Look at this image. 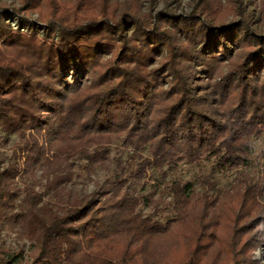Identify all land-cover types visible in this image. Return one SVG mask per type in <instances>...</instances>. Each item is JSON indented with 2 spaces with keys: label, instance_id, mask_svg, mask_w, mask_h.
<instances>
[{
  "label": "trees",
  "instance_id": "trees-1",
  "mask_svg": "<svg viewBox=\"0 0 264 264\" xmlns=\"http://www.w3.org/2000/svg\"><path fill=\"white\" fill-rule=\"evenodd\" d=\"M22 5L35 8L28 0ZM156 14L160 16L157 21L147 23L128 12L113 20L106 15L85 17L52 9L34 22L19 15L18 10L0 7V49L23 52L16 58L0 52V133L25 138L27 132L42 131L48 138L45 143L50 145L57 136L79 133L90 136L87 143L94 138L91 135L126 130L127 138L143 144L150 141L157 151L164 147L163 159L169 164L179 159L212 158L218 170L247 167L249 138L260 134L258 128L252 131L251 127L264 124V78L259 83L254 79L264 69V36L251 32L242 21L218 24L207 13L200 15L196 10L181 18L164 11ZM12 20L14 28L6 23ZM165 23L172 29L166 30ZM177 37H184L195 47L181 49L179 56L189 63L200 62L204 69L228 57L238 45L247 44L245 57L222 78L218 89L223 92L232 85L244 92L232 122L238 123V129L247 125V130L241 128L244 130L239 132L241 129L229 127L227 121L213 120L211 111L200 101L201 96L197 101L179 74L175 78L181 82L171 87L176 90L171 96L176 97L155 123L148 121L154 86L163 78L160 70L163 63L150 73L141 68L153 64L163 50H172V38ZM115 46L120 51L118 64L106 67L95 84L84 90L83 76L92 70L100 55ZM169 70L175 74L174 68H167L166 73ZM71 94L75 95L71 98ZM247 106L252 114L244 118ZM27 137L31 145L26 149L24 161L0 168V227L16 228L20 238L35 245L34 262L95 264L96 258L88 261L90 250L119 236L130 244L187 223L190 228L181 236L187 241L193 239L197 226L210 230L216 227L211 220L206 225L202 222L203 214L209 210L195 209L205 198L190 195L193 191L190 183L173 184L170 188V216L165 220L140 215L136 211L139 201L147 206L152 203L151 196L128 195L125 190L120 195L116 181L92 195L75 198L65 195L67 179L61 167L45 175L49 184L44 187L54 202L45 201L33 192L30 187L33 185L20 187L14 180L19 175L33 177L44 165L48 170L53 159H58L53 155L48 162L44 148L29 134ZM237 175L243 195L231 196L229 208L235 204L237 210L225 218V223L231 226L232 240H229L230 253H226L232 264L237 255L240 257L234 264H250L249 258L243 256L245 250L252 249L253 242L264 246V180H252L245 174L240 176V172ZM228 197L224 195L225 201ZM241 209H245V217L235 214ZM242 218L245 220L239 224ZM249 232L247 241L238 246L237 237ZM0 264L10 262L0 260Z\"/></svg>",
  "mask_w": 264,
  "mask_h": 264
},
{
  "label": "rangeland",
  "instance_id": "rangeland-1",
  "mask_svg": "<svg viewBox=\"0 0 264 264\" xmlns=\"http://www.w3.org/2000/svg\"><path fill=\"white\" fill-rule=\"evenodd\" d=\"M23 2L24 0H0V7L18 10L19 15L34 22L39 15L52 9L61 10V13L67 15L73 13L96 18L106 15L113 20L128 12L147 23L151 20L155 23L160 17L156 14L159 11L181 18L196 10L200 15L201 12L207 13L209 18L218 24L242 21L251 32L260 37L264 36V0H28V3L35 5L32 9L23 6ZM6 23L12 28L15 27L13 20ZM163 27L166 30L172 29L168 23ZM171 47L172 50H163L161 56L153 60V64L141 68L150 73L163 63L160 68L163 78L154 86L155 96L148 121L155 123L164 114L171 99L176 97L171 96L172 92L176 91L171 87L181 82V79L175 78V75L179 74L188 91L197 97V101L201 96L200 101L211 111L213 120H219L220 123L227 121L229 127L238 129L236 127L238 123L232 121L237 115L236 108L239 107L244 92L238 86L232 85L226 87L223 92H218V89L222 78L245 57L247 44L242 43L233 48L228 57L214 64L210 63L206 69L200 62L189 63L179 56L178 52L181 49H195L191 41L185 40L184 37L172 38ZM1 49L0 52L4 56L16 58L23 55L22 51L15 48ZM119 53L118 47L115 46L107 54L100 55L92 70L83 76L82 88L87 90L85 88L94 85L96 77L103 73L106 67L111 64L117 65ZM167 68H174L175 74L172 70L166 73ZM262 78L264 69L255 76V83H259ZM74 95L71 94L70 97ZM251 114L249 106L245 107L243 117ZM253 127L252 131L258 128L260 134L256 138L253 135L248 137L251 146L250 164L244 168L239 166L218 170L212 158L198 161L179 159L172 160L169 164L163 159L166 155L164 147L157 151L150 141L143 144L142 141L136 142L135 138H127L126 130L91 135L94 138H90L87 143L86 138L90 136L83 137L79 133L71 137L57 136L50 145L46 144L48 138L42 131L27 132L25 138L0 133V168L7 167L13 162L21 164L24 161L26 149L31 145V140L27 137L29 134L36 140L38 146L44 148L48 162L52 161L50 157L53 158V155L58 159H53L54 161L47 167L48 170H45V165L44 169L37 170L33 177L23 175L16 177L14 180L18 186L33 185L30 187L36 195H40L45 201L54 202L44 187L49 184L45 175L47 171L61 167L65 169L64 178L67 179L65 195H71L72 198L92 195L98 189H106L116 181V186L121 188L120 195L124 194V190L128 195H150L152 203L144 206L139 201L136 211L155 220H165L170 216L168 195L173 184L190 183L193 189L190 195H197L199 199L205 198L199 201L195 209L209 210V213L203 214L202 222L206 225L208 220H211V223L216 225L214 230L197 226L195 236L187 241L182 238L183 233L190 228L187 223L176 224L169 231L147 236L130 244L125 242L124 236H119L107 243L101 242L94 246L90 250L91 256L87 257L88 261L96 258L95 264H232L228 258L229 254L226 253H230L228 249L229 240L232 241L231 226L225 223V218L228 213L233 214L237 210L235 204L229 208L233 198L231 196L243 195V187L237 172H240V176L243 174L250 176L252 180L256 178L264 180V124H256ZM241 128L247 130L248 126ZM224 195H229L226 201ZM235 214L238 217H245L246 212L245 209H241ZM244 220L245 218H242L239 224ZM15 229L8 226L0 227V260H8L10 264H66L61 261L34 262L37 248L26 239L20 238ZM250 235L251 232L239 235L238 246L247 241ZM251 245L252 249L245 250L243 256L249 258L250 264H264V246L254 242ZM238 246L235 245V248ZM239 257V255L233 257L234 261L236 262Z\"/></svg>",
  "mask_w": 264,
  "mask_h": 264
}]
</instances>
